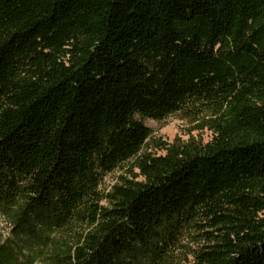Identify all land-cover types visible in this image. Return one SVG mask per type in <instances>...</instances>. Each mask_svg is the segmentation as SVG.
Here are the masks:
<instances>
[{"label":"trees","instance_id":"16d2710c","mask_svg":"<svg viewBox=\"0 0 264 264\" xmlns=\"http://www.w3.org/2000/svg\"><path fill=\"white\" fill-rule=\"evenodd\" d=\"M190 105L212 140L145 155L102 205L137 116ZM20 201L17 231L87 224L63 264L165 252L200 211L220 233L198 264H264V0H0V203Z\"/></svg>","mask_w":264,"mask_h":264},{"label":"rangeland","instance_id":"374dc122","mask_svg":"<svg viewBox=\"0 0 264 264\" xmlns=\"http://www.w3.org/2000/svg\"><path fill=\"white\" fill-rule=\"evenodd\" d=\"M194 106L176 111L155 119L138 115L151 128V134L141 149L129 160L120 163L107 173L101 181L98 191L100 203L110 206L109 195L115 185L124 178L139 175L138 160L147 154H165L166 146L175 144H206L213 138L210 122L214 115L194 113ZM23 202L12 208L0 203V264H63L64 257L72 254L79 243L80 234L87 232V224L76 217L68 224L32 225L17 231V220ZM207 211H200L189 223L176 229L174 235L166 236L165 252L140 249L132 264H198V254L214 241L210 232L220 233L211 226ZM141 248V247H140Z\"/></svg>","mask_w":264,"mask_h":264}]
</instances>
